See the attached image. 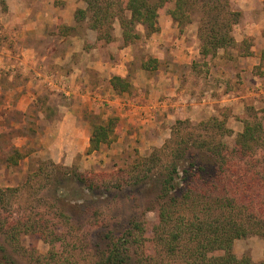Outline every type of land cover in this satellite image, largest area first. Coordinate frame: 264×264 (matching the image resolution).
<instances>
[{"label": "rangeland", "instance_id": "obj_1", "mask_svg": "<svg viewBox=\"0 0 264 264\" xmlns=\"http://www.w3.org/2000/svg\"><path fill=\"white\" fill-rule=\"evenodd\" d=\"M72 1H81L85 9L89 6L88 0ZM92 1L98 4L104 14L107 11L116 15L119 10L117 4L120 0ZM194 1L197 2L196 10L184 24H178L170 15H160L159 24L168 25L174 30H199L201 21L208 18L205 14L220 12V21L223 23L221 28L228 30L232 26V34L234 30H263L261 38L255 33L248 35L240 43L228 46L225 51L220 50L211 62L223 68L222 76L228 79L226 73L228 74L232 61L238 60L236 54L245 55L251 52L252 45L258 46L261 48L259 52L262 51L263 54L253 72L264 77V0H209L208 5L205 4L207 0ZM1 3L3 9H6L5 0ZM216 4L219 6L218 10H211ZM174 7L175 1H170L168 8ZM236 11L241 12L240 17L229 27L227 20L231 18L230 13ZM92 14L93 11L88 8L87 18L67 29L73 32L96 30L90 27L94 22ZM126 14L129 15L128 12ZM107 23L112 26L108 31L113 36V42L116 40V30H123L121 22L114 19ZM142 30L146 28L137 25L135 31ZM145 57L142 47L138 52V59L144 60ZM111 58L114 56L111 55ZM208 66L207 60L195 64L201 75H205ZM202 77L203 75L200 78ZM233 79L228 81L231 87L232 83L237 85L241 82ZM218 82L214 80L211 84ZM3 102V98H0V105ZM108 106L109 103L102 102L97 108L100 112H86L91 131L93 125L102 118L107 120L114 116L106 117L110 108ZM40 118L41 115L36 111L28 116L17 109L0 113V222L7 226L8 220H21L27 226L35 225V228L28 230L25 227L18 228L20 231L16 234L17 239H13L15 234L7 231L5 226L0 227V242L12 262L102 264L107 255L120 245V252H123L127 260L125 264H185L181 254H167L160 242L152 238L161 204L160 187L156 181L152 183V180L165 178L174 161L173 150L182 144L191 143L196 150L202 148L201 154L206 147L210 148L212 145L221 144L226 149H233L247 124L264 122V95L249 97L246 110L241 115L232 116V113L225 110L210 118L179 119L167 132V137L159 138L161 144L155 145L148 141L146 133H139L137 139L118 141L121 132L116 131L111 142L104 143L91 153L86 151V154L79 155L72 164L55 162L37 152L43 133L36 129V122ZM256 148L258 149L252 155L248 154L243 159V164L250 171L259 172L262 169L261 161H264V145ZM226 151L228 150H225L227 155ZM232 156L234 155L230 154L231 160ZM152 158L154 159L150 160ZM201 158L204 159V155ZM61 166L71 168L73 173L70 175ZM31 176L32 183L28 184ZM86 178H91L102 186L90 191L86 187ZM17 187L20 190L14 191ZM262 207L263 205L256 206L258 214ZM136 224L142 226V229L137 228ZM232 253L247 254L256 264L262 263L264 236L250 232L235 239ZM150 254H155L154 259L143 258Z\"/></svg>", "mask_w": 264, "mask_h": 264}, {"label": "crops", "instance_id": "obj_2", "mask_svg": "<svg viewBox=\"0 0 264 264\" xmlns=\"http://www.w3.org/2000/svg\"><path fill=\"white\" fill-rule=\"evenodd\" d=\"M1 2L0 113L40 114L36 129L43 133L37 152L55 162L72 164L86 154L92 136L86 112H100L102 102L109 103L106 117L118 118V141L146 133L156 145L179 119L210 118L225 110L241 115L249 97L264 95V77L253 72L263 54L258 46L236 54L227 79L223 68L211 62L214 56L202 55L199 30L160 23L159 31L142 30L127 43L123 30H116V40L102 46L96 30H68L76 25L77 8L85 9L81 1L5 0L6 9ZM262 32L234 30L233 35L240 43L254 33L261 38ZM142 47L144 60L138 59ZM150 56L158 61L155 69L143 65ZM202 60L209 66L200 78L195 64ZM115 76L127 79L130 90L114 89ZM229 77L241 82L231 87ZM214 80L218 84H211Z\"/></svg>", "mask_w": 264, "mask_h": 264}, {"label": "trees", "instance_id": "obj_3", "mask_svg": "<svg viewBox=\"0 0 264 264\" xmlns=\"http://www.w3.org/2000/svg\"><path fill=\"white\" fill-rule=\"evenodd\" d=\"M170 1H175L173 9L168 8ZM208 1L206 5L209 4ZM87 2L88 8L93 11L91 19L94 22L90 27L98 32V42L102 46L113 40L108 31L112 26L108 21L119 19L124 41L132 42L140 37L135 31L137 25L144 26L148 34L157 32L160 30L159 16L164 13L171 14L178 24H184L196 10L197 3L194 0H120L117 4L119 10L113 15L107 11L102 13L94 1ZM218 7L216 4L211 10L217 11ZM88 8L76 10V22L87 18ZM126 12L129 13L128 16ZM240 14L239 11L230 13L231 18L227 20L229 27L238 21ZM220 15V12L214 15L208 12L205 14L208 18L203 19L199 26L201 53L205 57L215 56L219 49L237 43L231 33L232 26L228 30L221 28L223 23L220 21ZM157 64V59L152 56L146 58L143 63L147 69H155ZM111 82L119 92L130 90L131 84L125 78L115 76ZM117 123L118 118L115 116L108 117L107 120L102 118L100 122L95 123L87 153L111 142ZM258 145H264L263 121L247 124L231 150L219 144L206 147L205 152L202 151L201 154L202 148L196 150L191 143L182 144L173 150L174 161L171 162L165 178L152 180V183L157 182L161 190L158 223L154 227L152 238L160 242L167 254H181L185 264H256L250 255L232 253V247L235 239L250 232L264 236V161H261L262 169L259 172L250 171V168L243 164V159L248 154L252 155ZM225 150H228L227 155ZM230 154L234 155L233 160L230 159ZM202 155L204 159L201 158ZM64 169L70 175L73 173L71 168ZM32 180L33 176L29 177L28 184H31ZM85 182L90 191L102 186L91 178H86ZM18 190L19 187L14 189ZM257 205H263L260 214L256 212ZM8 223L6 226L2 222L0 227L5 226L7 231L14 233L13 239H17L16 234L20 231L18 228H35V225L27 226L26 222L21 220H8ZM135 226L142 229V226ZM121 247L116 246L102 264H125L127 260L123 252H120ZM154 256L155 254L144 255L143 258L149 260L154 259ZM0 264H15L7 256L1 242ZM260 264H264V261Z\"/></svg>", "mask_w": 264, "mask_h": 264}]
</instances>
